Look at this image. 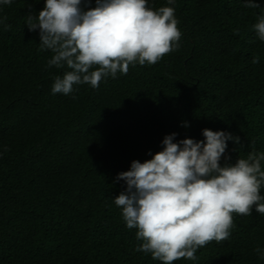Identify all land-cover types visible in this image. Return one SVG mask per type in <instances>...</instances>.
Masks as SVG:
<instances>
[{
	"label": "trees",
	"instance_id": "trees-1",
	"mask_svg": "<svg viewBox=\"0 0 264 264\" xmlns=\"http://www.w3.org/2000/svg\"><path fill=\"white\" fill-rule=\"evenodd\" d=\"M255 2L148 0L174 7L179 49L68 95L52 93L66 69L48 67L51 51H38L39 30L25 24L44 0L0 3V264H162L136 250L142 241L114 203L125 189L117 174L161 151L165 135L202 141L205 128L239 137L222 166L264 153V41L251 27L264 0ZM232 216L228 239L173 264H264V214Z\"/></svg>",
	"mask_w": 264,
	"mask_h": 264
},
{
	"label": "clouds",
	"instance_id": "clouds-1",
	"mask_svg": "<svg viewBox=\"0 0 264 264\" xmlns=\"http://www.w3.org/2000/svg\"><path fill=\"white\" fill-rule=\"evenodd\" d=\"M0 3L10 5L12 0ZM81 3L44 0L38 14L26 17L28 30H39L38 51L52 53L48 67L66 69L54 78L53 94L68 95L80 84L98 88L106 77L126 75L130 64H156L180 47L174 7L154 10L148 0H95V7L84 10ZM245 6L260 8L255 0H246ZM10 27L5 24V30ZM251 27L264 41V14ZM252 63H259V56ZM202 134V141L186 137L178 142L176 133L165 135L161 151L144 162L133 160L116 177L125 189L114 203L126 227L136 229V239L142 241L136 250L162 264L196 260L199 248L228 239L233 213L248 216L255 208L264 214V153L249 151L246 158L222 166L226 142H239V137L208 128ZM254 251L262 253L259 247Z\"/></svg>",
	"mask_w": 264,
	"mask_h": 264
}]
</instances>
